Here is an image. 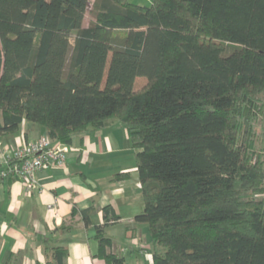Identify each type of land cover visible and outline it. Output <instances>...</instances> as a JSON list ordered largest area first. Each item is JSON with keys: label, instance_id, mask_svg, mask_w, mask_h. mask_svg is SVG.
<instances>
[{"label": "trees", "instance_id": "trees-1", "mask_svg": "<svg viewBox=\"0 0 264 264\" xmlns=\"http://www.w3.org/2000/svg\"><path fill=\"white\" fill-rule=\"evenodd\" d=\"M261 114L264 0H0V136L27 122L71 146L124 124L151 264H264ZM103 214L95 264H126L106 233L119 217Z\"/></svg>", "mask_w": 264, "mask_h": 264}, {"label": "crops", "instance_id": "crops-1", "mask_svg": "<svg viewBox=\"0 0 264 264\" xmlns=\"http://www.w3.org/2000/svg\"><path fill=\"white\" fill-rule=\"evenodd\" d=\"M44 134V128L25 122L17 134L0 136V168L14 150ZM135 155L127 127L114 123L76 135L63 165L36 173L38 190L27 191L17 178L0 183V264H47V247L57 245L69 250L66 264L97 263L95 226L104 223L106 207L119 217L106 227L117 252L126 264H140L143 224L135 225V217L144 203ZM119 174L124 177L115 181ZM90 209L87 227L83 212ZM129 225L136 231L127 233ZM129 240L135 248L123 250L120 242ZM125 253L135 262L128 263Z\"/></svg>", "mask_w": 264, "mask_h": 264}, {"label": "built area", "instance_id": "built-area-1", "mask_svg": "<svg viewBox=\"0 0 264 264\" xmlns=\"http://www.w3.org/2000/svg\"><path fill=\"white\" fill-rule=\"evenodd\" d=\"M68 151L69 146L44 135L37 141L17 148L6 157L5 167L0 168V183L12 176L23 180L27 191L38 190L36 173L63 165Z\"/></svg>", "mask_w": 264, "mask_h": 264}, {"label": "rangeland", "instance_id": "rangeland-1", "mask_svg": "<svg viewBox=\"0 0 264 264\" xmlns=\"http://www.w3.org/2000/svg\"><path fill=\"white\" fill-rule=\"evenodd\" d=\"M130 1L137 3V4H140V5H144V6H149L152 2V0H130ZM92 21H94V17L92 16L91 12H88L86 15L85 26L89 25ZM146 83H147V80L145 78L137 79V82L135 84L136 89L142 88L143 86H145ZM32 125H35V124H32ZM257 126H258L259 134L263 135V137H264V115L261 114L260 121L258 122ZM140 232H141L142 244H144L145 250L141 252V255H139V263L140 264H151L150 261H151L152 256H153L152 255L153 242H152V238L150 235L149 226L147 224H143ZM118 240L119 239H116L117 243H118ZM122 240L126 241V239H122ZM125 241H123V242H125ZM123 242H120L121 247L123 246V250L127 249V247H125V246H128L130 249L135 248V246H133L134 241L129 240V242H127L126 245H124ZM129 248H128V250H130ZM129 253H131V252H129ZM125 256L127 258L128 263L135 262V261H129L130 255L128 256V254H126Z\"/></svg>", "mask_w": 264, "mask_h": 264}]
</instances>
